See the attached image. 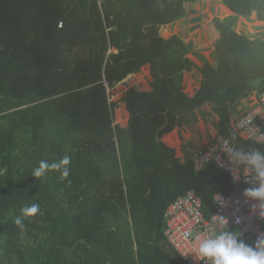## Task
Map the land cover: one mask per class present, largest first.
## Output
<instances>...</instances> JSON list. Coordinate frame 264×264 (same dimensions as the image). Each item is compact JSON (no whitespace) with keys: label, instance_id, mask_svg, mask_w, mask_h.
<instances>
[{"label":"trees","instance_id":"trees-1","mask_svg":"<svg viewBox=\"0 0 264 264\" xmlns=\"http://www.w3.org/2000/svg\"><path fill=\"white\" fill-rule=\"evenodd\" d=\"M200 1L0 0V264H183L165 236L166 209L192 191L210 218L214 196L233 188L213 163H180L161 137L180 112L209 102L217 136L264 151L234 129L245 112L232 121L241 99L264 95V29L235 31L253 13L264 24V0H222L234 16L213 20L217 64L204 66L189 99L188 48L159 29ZM145 65L151 90L124 92L129 120L120 127L111 91ZM65 155L67 178L32 176L41 160ZM33 203L38 213L17 226ZM257 224L264 230V219Z\"/></svg>","mask_w":264,"mask_h":264},{"label":"crops","instance_id":"crops-1","mask_svg":"<svg viewBox=\"0 0 264 264\" xmlns=\"http://www.w3.org/2000/svg\"><path fill=\"white\" fill-rule=\"evenodd\" d=\"M189 6V8L186 6L185 14L178 24L167 29H163L165 26L161 27L159 35L165 40L177 36L188 48L185 57L191 62V65L188 70L181 73V90L183 94L191 99L201 87L204 66L208 64L216 67L217 64L214 47L219 39V33L214 27L213 20L215 18L222 20L234 16V14L222 5L221 0H201L197 4ZM144 67L147 73L142 70ZM151 81L150 66L145 65L141 68V71L129 75L115 86V92L113 91L112 94L116 95L117 100L113 102H118L129 88H134L139 92H149ZM258 97L259 92L256 89L247 97L241 99L237 103L236 113L233 115L232 121L238 114L246 112ZM128 120L129 115L125 104L118 102L117 108L114 110V124L124 128L127 126ZM218 121L219 117L213 110V104L204 103L191 111L180 112L177 115L176 125L169 133L161 137V141L174 151L175 158L180 163L193 161L196 151L205 148L218 135ZM194 164L196 170L203 169V167L199 168L195 162Z\"/></svg>","mask_w":264,"mask_h":264},{"label":"built area","instance_id":"built-area-1","mask_svg":"<svg viewBox=\"0 0 264 264\" xmlns=\"http://www.w3.org/2000/svg\"><path fill=\"white\" fill-rule=\"evenodd\" d=\"M234 123V129L245 139L264 142V95H260L247 112ZM231 147L228 139L215 136L205 148L196 151L197 166L200 168L205 164L213 163L228 175L233 190L226 196L222 194L214 196L216 210L210 218L203 215L201 200L192 191L170 204L164 213L165 236L173 249H191L208 235L222 230L223 225L219 223L216 216H224L228 220L227 229L240 233L243 240L250 235L256 242L258 236L264 233L257 224L260 218L257 202L243 196L244 190L254 183L252 175L229 158L228 152ZM220 199L225 201L222 207L218 206ZM237 218L240 220L239 223H236ZM183 259L187 262L181 259L184 264H210L200 258L199 261H194L188 253L183 254Z\"/></svg>","mask_w":264,"mask_h":264},{"label":"clouds","instance_id":"clouds-1","mask_svg":"<svg viewBox=\"0 0 264 264\" xmlns=\"http://www.w3.org/2000/svg\"><path fill=\"white\" fill-rule=\"evenodd\" d=\"M228 155L234 163L242 166L252 175L254 183L244 190L243 196L257 202L259 216L264 219V151L256 148L243 150L231 147ZM70 163L71 157L68 155L53 162L41 160L38 167L33 169L32 176L37 179L45 177L49 171H58L61 179H65L70 175L68 167ZM224 204L225 201L220 199L218 206L222 207ZM39 208L38 203L23 207L21 216H17L14 223L23 227L22 217L34 216ZM216 218L223 225V229L213 232L200 241L197 253L201 260L210 264H264V233L258 236L254 244H249L241 239L240 233L227 229L228 220L224 216H216ZM239 222L237 218L236 223Z\"/></svg>","mask_w":264,"mask_h":264},{"label":"rangeland","instance_id":"rangeland-1","mask_svg":"<svg viewBox=\"0 0 264 264\" xmlns=\"http://www.w3.org/2000/svg\"><path fill=\"white\" fill-rule=\"evenodd\" d=\"M216 1H220V0H216ZM222 1V0H221ZM223 5V4H222ZM188 8L190 7L189 6V4H187L186 5ZM224 6V5H223ZM227 8V7H226ZM228 9V8H227ZM224 10H226L225 8H224ZM229 10V9H228ZM230 11V10H229ZM231 12V11H230ZM229 14V13H228ZM232 14V13H231ZM223 17V16H222ZM227 18V17H226ZM179 23V20L178 21H176V22H174L173 23V25H166L165 27H163V29H167V28H169L170 26H174V25H176V24H178ZM182 26H184L183 24H182ZM236 32H244V33H246V34H250V35H258V34H260L261 33V31H262V29H264V24L263 23H261V22H258L257 20H256V16H255V14L253 13L250 17H249V19H244V18H238V21H237V25H236ZM262 28V29H261ZM163 36V35H162ZM142 70H145V72L147 73V70L145 69V67L142 69ZM141 71V70H140ZM143 75H145V74H143ZM117 89H118V86H117ZM113 91L115 92V88L111 91V93H113ZM113 95V98H111V101H115V100H117V97H116V95L115 94H112ZM118 112V111H117ZM256 212H258V211H256ZM259 213V212H258ZM199 243L200 242H198L197 244H195V245H193L192 247H191V249H189V248H187V250L186 249H180V250H176V249H174L175 250V253L179 256V258H180V260L182 259V261L183 262H186L184 259H183V254L184 253H188L190 256H191V258L194 260V261H199L200 259H199V257H198V253H197V249H198V247H199ZM187 263V262H186ZM184 264V263H183Z\"/></svg>","mask_w":264,"mask_h":264}]
</instances>
